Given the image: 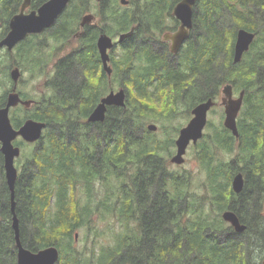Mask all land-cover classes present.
Here are the masks:
<instances>
[{"label": "trees", "instance_id": "obj_1", "mask_svg": "<svg viewBox=\"0 0 264 264\" xmlns=\"http://www.w3.org/2000/svg\"><path fill=\"white\" fill-rule=\"evenodd\" d=\"M45 1L31 0V9ZM126 1L120 5V0H70L48 35H53L57 52L76 35L77 47L55 63L53 51L43 57L37 49L33 55L32 43H26L25 65L20 59L22 44L11 53L0 50V107L12 88L9 70L13 65L32 78L40 77L34 72L44 75V68H56L53 76L52 69L48 75L49 92L40 96L38 106L12 109L22 121L31 118L46 125L34 147L24 143L19 158L23 162L19 163L14 200L22 246L32 252L56 246L57 264H261L262 255L256 252L263 248L262 200L259 216L243 213L240 220L246 229L234 233L220 215L234 195L230 181L239 166L223 160L215 164L213 159L226 152L247 162L241 169L246 178L238 196L244 208L257 212L264 191L256 187L258 159L264 154V91L256 90L255 79L264 71V0H197L194 27L182 47L178 67L170 57L172 63L162 73L155 72L148 44L152 35L172 30V9L180 0ZM21 3L0 0V38ZM87 12L93 13L94 20L80 28L81 16ZM239 28L256 31L257 36L253 50L240 65L232 66ZM130 30V37L110 53L111 82L117 76L120 86L127 89L126 106L108 109L102 123H88V115L109 91L104 72L102 82L90 83L101 66L96 39L101 33L116 39ZM155 60L163 65L158 56ZM70 70L71 75H66ZM125 72L129 77H124ZM212 81L217 83L216 91L201 92ZM229 81L245 89L237 122L243 146L235 148V137L227 130L222 137L211 139L221 146L215 154L207 137L191 147L203 174L198 185L203 194L196 195L190 172L169 162L174 138L165 132L159 136V132L146 131L145 125L171 117L177 93L184 95L180 99L190 110L216 97L219 86ZM131 93L141 106L132 101ZM12 124L16 128L15 118ZM88 130L92 132L85 137L83 132ZM75 131L78 134H72ZM98 137L103 138V149L93 150L99 145ZM94 183L101 190L97 202L92 195ZM3 186L0 183V204ZM82 197L80 206L77 200L81 202ZM90 209L102 210L101 219L114 221L108 230L115 239L112 248L97 249L95 242L89 246L85 232L80 239L76 236L83 225L86 231L92 229L89 221L93 218L83 214ZM13 242L11 214L0 215V257L5 251L2 244Z\"/></svg>", "mask_w": 264, "mask_h": 264}, {"label": "water", "instance_id": "obj_2", "mask_svg": "<svg viewBox=\"0 0 264 264\" xmlns=\"http://www.w3.org/2000/svg\"><path fill=\"white\" fill-rule=\"evenodd\" d=\"M69 0H47L41 4L36 10L24 13L25 9L30 5V0H23L20 12L13 15L9 21V32L0 41V48H6L11 51L27 34L41 33L45 29L50 28L58 16L64 11ZM197 0H180L173 9V17L180 23L178 29L171 34H166L165 39L171 42V51L176 52L179 46L188 38L189 31L192 28L193 7ZM121 5H126V0H120ZM94 16L86 14L81 17L80 26L91 24ZM132 34V30L119 36V41L128 38ZM254 34L244 29H239L236 34L234 43L233 62L240 61L244 52L249 48L250 43L254 39ZM98 52L102 61L103 70L110 75L111 69L108 67L107 51L112 47L111 38L105 33L99 34L96 40ZM19 77L18 69L15 68L10 72V78L13 82L11 91L6 96L4 107H0V151L4 156V170L6 184L10 196V213L11 228L13 230L14 241L18 251L19 264H56L59 254L54 246H49L36 252H32L22 246L19 233V220L15 213L14 187L17 179V169L14 166V159L19 157V147L13 146L12 142L16 137H21L27 143H35L41 138L42 132L46 127L44 122L33 119L26 120L18 130H14L10 124L9 110L21 103L28 106L30 101H21L18 93L15 91ZM223 98L221 103L224 106V126L232 133L234 137L238 136L236 127V117L241 107L243 94L241 91L237 98H232V88L225 85L222 88ZM108 106H116L124 108L126 106L125 90L120 88L118 91H110L101 98L93 111L87 118L88 123L102 122L105 118L106 108ZM214 106L211 99L201 101L191 111L192 117L186 126L180 129L179 134L174 142L175 153L171 156L169 162L175 166H181L184 163V156L190 145H195L203 136V129L206 124L208 111ZM148 130H156V126L150 124ZM231 188L234 192L240 193L243 190V182L241 174H236L231 182ZM225 222H228L237 233L245 231V225L241 224L236 214L232 211H225L222 214ZM264 264V260L262 262Z\"/></svg>", "mask_w": 264, "mask_h": 264}, {"label": "flooded vegetation", "instance_id": "obj_3", "mask_svg": "<svg viewBox=\"0 0 264 264\" xmlns=\"http://www.w3.org/2000/svg\"><path fill=\"white\" fill-rule=\"evenodd\" d=\"M70 1V0H69ZM22 2H23V0H22ZM179 2V1H178ZM69 3V2H68ZM43 4V3H42ZM21 5H22V3H21ZM21 5H20V7H21ZM40 6V5H39ZM38 6V7H39ZM67 6H68V4H67ZM67 6H66V8H67ZM195 6V5H194ZM20 7H19V9H18V11L15 13V14H17V13H19L20 12ZM37 7V8H38ZM36 8V9H37ZM66 8L64 9V11L66 10ZM194 8V7H193ZM36 9H31V0H30V5L25 9V11H24V13H28V12H30V11H32V10H36ZM63 11V12H64ZM63 12L61 13V14H63ZM14 14V15H15ZM60 14V15H61ZM59 15V16H60ZM193 15H194V10H193ZM193 15H192V18H193ZM58 16V17H59ZM173 16V15H172ZM11 19V18H10ZM10 19H9V21H10ZM58 19V18H57ZM56 19V20H57ZM94 20V19H93ZM93 20H92V22H93ZM193 20V19H192ZM9 21H8V24H7V26H6V30H5V32H3V35L1 36V38H0V41L7 35V33L9 32ZM81 21V20H80ZM56 22V21H55ZM55 22H54V24L50 27V28H47V29H45L43 32H41V33H35V34H27L26 36H25V38L22 40V41H20L17 45H20V44H22L23 46L21 47V50H20V59H21V62H22V64H24L25 65V50H26V43H29V44H31L32 43V45H33V47H32V49H31V52H32V54L34 55V53L36 52V50L37 49H39L38 51H37V53L39 52L43 57H45L46 55H44V54H47V53H49V52H51V51H53V53H54V55H55V57L56 58H53V63H55L56 61H58L60 58H62L63 56H65V55H69L72 51H74V48H76L77 47V42L75 41V39H77L78 38V35H76L75 36V38L73 39V40H68L67 42H66V45L63 47V48H61L60 50H59V52H57V44L55 43V41H54V37H53V35H48V33H50V32H53L54 30H55V27H54V25H55ZM175 24V25H174ZM179 25H180V23L174 18L173 19V26H172V30H166L165 32H163L162 34H155V35H152V41L148 44V46H149V48L152 50V53H151V55H152V59H153V62H154V64H156V66L154 67V69H155V72L157 71L158 73H162L163 72V70H165L164 69V67L165 66H168V63L170 64V63H172L170 60H169V58L171 57V58H174V61L176 62V66L178 67V63H179V60H180V56H181V50H182V47L187 43V41L190 39V32H191V30L193 29V27H194V25L192 26V28H191V30L189 31V35H188V38L179 46V48H178V50L176 51V52H172L171 51V42L170 41H168L167 39H165V36H166V34H171V33H174L177 29H178V27H179ZM79 27L81 28V26H80V24H79ZM1 29H2V27H1V23H0V31H1ZM239 29H243V28H239ZM239 29H237L236 30V34H237V31L239 30ZM244 30H246V29H244ZM246 31H248V32H251V33H253L255 36H254V39L252 40V42L250 43V45H249V48H248V50L246 51V52H244L243 53V55H242V57H241V59H240V61L239 62H237V63H234L233 62V52H234V43H235V40H236V34H235V40H234V43H233V50H232V60H231V65L232 66H238V65H240L241 63H242V60L244 59V57H245V55L249 52V51H252L253 49V43H254V41H255V38H256V36H257V33H256V31H249V30H246ZM99 36V35H98ZM110 37V36H109ZM130 37V36H129ZM111 38V40H112V47L107 51V53H108V67L111 69V73H110V75H108L104 70H103V66H102V61H101V58H100V55H99V61H100V63H101V66H100V68H98L97 70H96V73H95V75L93 76V77H91V80H90V83L91 84H97V83H100V82H102V72H104L103 74H105L106 75V78H107V81H108V86H109V91H108V93L110 92V91H114V92H116V91H118L120 88H122V89H124L125 90V93H126V96H127V89L125 88V87H123V86H120V81H119V78H117V76L116 77H114L113 78V81L111 82V78H112V68H111V64H110V53H111V49L112 48H119L120 47V43H121V41H119V36L116 38V39H114V38H112V37H110ZM97 40V39H96ZM194 42H195V39L193 40ZM195 44H196V42H195ZM16 45V46H17ZM15 46V47H16ZM14 47V48H15ZM13 48V49H14ZM96 48H97V45H96ZM13 49L11 50V51H7L6 50V48H0V50L1 51H4V52H7V53H11L12 51H13ZM97 51H98V48H97ZM98 54H99V52H98ZM156 56H158L159 57V59H160V61L161 62H163V65L162 64H157V61L155 60V58H156ZM56 59V60H55ZM175 62H173V63H175ZM154 66V65H153ZM15 68H17L18 69V72H19V77H18V81H17V84H18V82L19 81H22V76H23V74H27V73H25V72H21V68L20 67H18V66H15V65H13L12 67H11V69L9 70V79H10V82H11V84H13V82H12V80H11V78H10V72L13 70V69H15ZM55 72H56V68L54 69H52V76L55 74ZM66 75H68V76H70L71 75V70L70 71H67L66 72ZM29 77H31V76H29ZM124 77L125 78H127V77H129V74L127 73V72H125L124 73ZM134 77H138V75H135ZM197 77V74H196V76H195V78ZM145 78H143L142 79V83H144L145 82V80H144ZM89 83V84H90ZM149 83V77H148V82H147V84ZM186 85H188L187 83H186ZM213 86L212 88H211V91H213V92H215L216 91V88L215 89H213L214 88V86L216 85L217 86V83H216V81H212L211 82V84H210V86ZM225 85H230L231 86V88H232V98H237L239 95H240V92L241 91H243L244 92V94H243V99H242V102H243V105H244V97H245V89L244 88H240V89H238L237 88V85H236V83H233L232 81L230 82H226V83H224V85H223V87L225 86ZM258 85V86H257ZM255 86H256V90L257 91H261V90H263L264 91V71H262V72H260L258 75H257V77H256V79H255ZM222 87V88H223ZM222 88H221V92L219 93V94H217V96L216 97H214V98H208V99H211L213 102H214V106H212L211 107V109L208 111V113H207V117H206V124H205V127H204V129H203V136H202V138L195 144V145H190V147H193V146H196L201 140H203L205 137H207L208 139H209V144H210V146H211V148H213V152H214V154L221 148V146L220 145H218L217 143L216 144H212V141H211V139L213 138V139H217L218 137H222V135H224V134H226V131L228 130L225 126H224V118H225V114H224V106L222 105V103H221V99L223 98V94H222ZM219 91V90H218ZM16 92L18 93V95H19V98H20V100L21 101H26V100H28V101H30V104L28 105V106H24V105H22L21 103H18L17 104V106H15V107H13V108H10V110H9V119H10V124H11V126H12V128L14 129V130H18L21 126H22V124L26 121V120H28V119H31V118H25V119H23V121L21 120V116L18 114V113H14V114H12V109H14V108H19V107H21V108H25V109H30L31 107H34V106H38L39 105V103H40V97H32L31 95H28V94H26V93H24L23 91H21V90H19L18 88L16 89ZM107 93V94H108ZM106 94V95H107ZM105 96V95H104ZM103 96V97H104ZM181 96H183L184 97V95L182 94V93H177V98L178 99H175L172 103L174 104V103H176V102H180V101H182L181 99H180V97ZM221 96V97H220ZM103 97H101V98H103ZM220 97V99H219V101H217V99ZM101 98L98 100V103L100 102V100H101ZM134 101L135 100H137V98H135V97H133L132 98ZM183 99V98H182ZM204 101H206V100H204ZM5 102H6V97H5ZM97 103V104H98ZM200 103V102H199ZM199 103H197V104H199ZM96 104V105H97ZM196 104V105H197ZM96 105H95V107H96ZM196 105H194L190 110H189V115H190V117H189V119H188V121H187V123L189 122V120H190V118L192 117V115H191V111H192V109L196 106ZM5 106V103L3 104V107ZM218 106H220V108H221V111H222V113L221 114H219V116L217 117V119H218V121H217V124H214L211 120H210V118H211V116H212V113L214 112L213 110L214 109H216V108H219ZM94 107V108H95ZM93 108V109H94ZM110 108H119V107H116V106H108L107 108H106V112H107V110L108 109H110ZM242 108V103H241V107H240V109ZM93 109H92V111H93ZM91 111V112H92ZM90 112V113H91ZM239 113H240V110H239V112H238V115H237V117H236V127H237V122H238V117H239ZM89 116V115H88ZM105 116H106V113H105ZM13 118H15V123H16V128L13 126V124H12V119ZM88 118V117H87ZM105 119V118H104ZM22 121V122H21ZM87 121V120H86ZM104 121V120H103ZM102 121V122H103ZM101 122V123H102ZM20 123V124H19ZM97 123H100V122H97ZM187 123L185 124V125H183V126H181L180 128H178V130H177V133H176V135L178 136V134H179V131H180V129L181 128H183L184 126H186L187 125ZM150 124H153V123H148V124H146L145 125V128H146V131H149V132H157V131H159V129H158V126L156 125V124H153V125H155L156 126V130H154V131H150V130H148V125H150ZM91 132L92 131H85V132H83V134L85 135V137H88V135L89 134H91ZM228 133L230 132L229 130L227 131ZM138 133V131L137 132H135V134H137ZM231 133V132H230ZM72 134H78V132H72ZM232 134V133H231ZM177 138V137H176ZM176 140V139H175ZM175 140H174V142H175ZM38 142V141H37ZM24 143H27V142H25V141H23L22 140V138L21 137H16V139L15 140H13V142H12V144H13V146H16V147H19V149H20V155H19V157H17V158H15L14 159V166H15V168L17 169V172H18V168H19V163H21V162H23V161H20L19 162V158H20V156H21V154H22V151H23V145H24ZM36 143V142H35ZM35 143H27V144H32V147H34V145H35ZM97 143H99V145H97L96 147H94L93 148V150H96V149H99V148H101V150L103 149V146H104V141H103V138H101V139H99V137H98V139H97ZM234 146H235V148H238V147H241V146H243L242 145V143H241V141L239 140V133H238V136L237 137H235V142H234ZM223 148H226L227 146H222ZM189 148V147H188ZM187 148V149H188ZM187 152V151H186ZM174 153H175V149H174ZM221 160H223V161H225V162H227L230 166L232 165V162L233 163H235V166H239V169L236 171V173H235V175L236 174H241V176H242V182H243V187H244V182H245V178H246V176H245V174H244V172L243 171H241V169L243 168V167H245L246 168V165H245V163H247V162H245V163H243V162H240L241 160H239L238 159V157L237 156H235V155H233V156H231L230 154H227L226 152H223V153H221L220 155H217V156H214V159H213V162L216 164L217 162L219 163V161H221ZM253 160V162H254V159H252ZM259 161H260V164L258 163V166H259V179H257V183H256V187H257V190H262V189H264V154L258 159ZM167 162L168 161H166V164H167ZM184 164V163H183ZM21 166V165H20ZM234 175V176H235ZM233 176V177H234ZM233 177H232V179H233ZM232 179H231V181H230V189H231V191H232V193L234 194L233 196H230V200L231 201H229V206H227V208L221 213V218H222V214L225 212V211H232V212H234L235 214H236V216L239 218V220H240V217H241V215L244 213V214H248L247 212H249V214H251V213H253V212H256V211H252V210H247V208L245 207L244 208V206L242 205V200H241V203H240V199H239V197L240 196H238V195H240V193L242 192H240V193H236V192H234L233 190H232V188H231V182H232ZM220 182L222 183V178L220 179ZM0 183H2V185H4L3 187V192H4V196H3V198H2V203L0 204V214L2 215V216H4V217H7V215L9 216V214H10V196H9V190H8V187H7V184H6V179H5V170H4V156L2 155V153H1V151H0ZM226 190H227V185H226ZM100 187H99V185H98V183H94L93 184V187H92V195H93V198H94V202H97V198H98V196L100 195ZM214 193H215V195H218V193L216 192V191H214ZM263 193H264V191H263ZM263 193H262V195H263ZM262 195L258 198V202H257V211L259 210V201H260V199L262 198ZM221 197H223L224 198V195H222V196H219V198H221ZM262 200V211L260 212V215L261 216H263V212H264V197L261 199ZM238 202V203H237ZM256 202V201H255ZM16 204V203H15ZM254 207H256V203L255 204H252ZM231 206L233 207V208H235V209H232L231 208ZM83 214L85 215V214H87L89 217H91V218H100V217H102L105 213L102 211V210H97V209H90L89 211H84L83 212ZM257 215L259 216V214L257 213ZM223 219V218H222ZM224 221V220H223ZM225 222V221H224ZM225 223H227V226L229 227V228H232L233 229V232L234 233H236V234H241V233H237L235 230H234V228L228 223V222H225ZM240 223L241 224H243L244 225V223H243V221H241L240 220ZM245 227H246V225H245ZM258 231H259V229H258ZM243 233V232H242ZM93 238L95 239L96 238V236H94L93 235ZM92 240V241H90L89 242V246H91V244L93 243V242H95V240ZM261 240H262V246H263V248H262V252H261V254H262V262H263V260H264V232L262 233V236H261ZM2 246L4 247V252L2 253V256L0 257V259H1V261L3 262V263H1V264H19L18 263V251H17V248H16V245H15V241L12 243V244H10V243H3L2 244ZM9 246H11L10 248H9ZM95 247H98V245H97V243L95 242ZM106 248L107 247V245H105V246H100L99 248ZM3 251V250H2ZM1 251V252H2ZM60 258V257H59ZM59 260V259H58ZM262 262H261V264H262ZM58 263V262H57ZM56 263V264H57Z\"/></svg>", "mask_w": 264, "mask_h": 264}, {"label": "rangeland", "instance_id": "obj_4", "mask_svg": "<svg viewBox=\"0 0 264 264\" xmlns=\"http://www.w3.org/2000/svg\"><path fill=\"white\" fill-rule=\"evenodd\" d=\"M88 13L93 14L92 12H87L84 15H86ZM51 69L49 71V68H48L46 71V69L44 68V71H45L44 75H43V71H41L39 74L34 72L35 76H40L37 78H32V77H29L27 74H23L22 81L18 82L17 88L19 90L23 91L24 93L31 95L32 97H40L41 95H46L49 92L47 89V79H48V75L51 72ZM223 85H224V83H222L219 86V88H218L219 93L221 92V88L223 87ZM11 87H13V84H11ZM212 87H213L212 85L205 87L202 89L201 92L208 91ZM131 94H132L131 95V99H132L134 97V94L133 93H131ZM220 97L217 99V101H219ZM132 101L134 103H137V105L138 104L140 105V103H141V101L138 99L135 101L132 99ZM152 104L155 107V105L158 104V101L154 102ZM218 107L219 108H216L213 110L214 112L212 113V116L210 118V120L214 124H217V121H218L217 117L219 116V114L222 113L220 106H218ZM188 111L189 110L187 108V104L180 101V102L175 103V106L171 108V117H169L168 119H163L161 121L154 119L149 123H153V124H156L158 126L159 131H157V132L160 133L159 136H163L162 133L164 134V132H165L166 134L173 137L175 140L177 135L173 131L177 128H180L181 126H183L187 123V121L190 117V115L188 114ZM146 124H148V122ZM173 154H174V151H173ZM196 159L197 158L195 157L194 150L189 146V148L187 149V152L184 156V160H185L184 164L181 165L180 168L182 170L190 172V175H192L191 179L193 181L192 191H195L194 193L196 195H202L203 192L201 190H199L201 187L199 188L198 185L199 184L201 185L203 182V174H201L199 172ZM263 197H264V193L262 195V198ZM77 202L80 204V206H82V202H84L83 197L81 199V202L79 200H77ZM254 213L257 215L258 211L254 212ZM103 219H106V218H102V219L101 218H94V219L90 220L89 224H90L92 229H90V231L89 230L86 231V228H84L85 226L83 225L82 228L78 229V233L76 234V236L80 239L83 237L84 232H85L86 235L89 236L88 242H90L94 239L93 235H92L94 232V233H96V235H94V236H96V238L94 240L98 245V247H96L97 249L100 246H105V245H107L106 248H112L114 246L115 239H114L113 235L108 232V230L110 228V222L112 223L114 221L110 217H108L106 220H103ZM111 226H112V224H111ZM76 246H77V244H76ZM81 247H83V245ZM85 249H88V248H85ZM257 252H256V254L258 255L262 251L261 252L259 251L258 253Z\"/></svg>", "mask_w": 264, "mask_h": 264}, {"label": "bare ground", "instance_id": "obj_5", "mask_svg": "<svg viewBox=\"0 0 264 264\" xmlns=\"http://www.w3.org/2000/svg\"><path fill=\"white\" fill-rule=\"evenodd\" d=\"M88 14H91V13H88ZM1 215V214H0ZM56 249H57V247L56 246H54ZM57 251H58V249H57ZM58 254H59V251H58Z\"/></svg>", "mask_w": 264, "mask_h": 264}]
</instances>
